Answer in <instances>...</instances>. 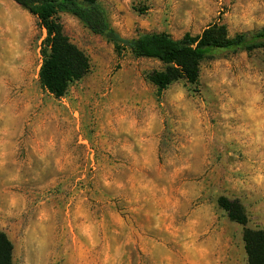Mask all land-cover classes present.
I'll use <instances>...</instances> for the list:
<instances>
[{
    "label": "rangeland",
    "instance_id": "rangeland-1",
    "mask_svg": "<svg viewBox=\"0 0 264 264\" xmlns=\"http://www.w3.org/2000/svg\"><path fill=\"white\" fill-rule=\"evenodd\" d=\"M122 37L221 23L264 28V0H98ZM90 68L56 98L40 84L45 30L0 0V231L13 264H246L242 203L264 229V49L200 63L158 91L156 59L119 54L60 13Z\"/></svg>",
    "mask_w": 264,
    "mask_h": 264
},
{
    "label": "trees",
    "instance_id": "trees-1",
    "mask_svg": "<svg viewBox=\"0 0 264 264\" xmlns=\"http://www.w3.org/2000/svg\"><path fill=\"white\" fill-rule=\"evenodd\" d=\"M13 1L35 16L45 30L39 80L43 89L56 98L64 96L68 85L80 80L90 68L88 56L63 33L60 13L75 16L90 32L110 40L118 54L128 49L135 57L158 60L163 67L147 76L158 91L179 79L196 85L204 59L223 53L264 49V28L230 35L224 24L211 23L198 34L187 32L180 38L165 32H146L124 38L111 27L98 0ZM217 204L231 221L242 226L246 264H264V229L248 226V217L239 199L219 196ZM12 249L11 241L0 231V264H13Z\"/></svg>",
    "mask_w": 264,
    "mask_h": 264
}]
</instances>
